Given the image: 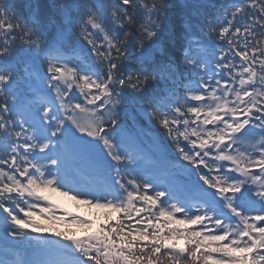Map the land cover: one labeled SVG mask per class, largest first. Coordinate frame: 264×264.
Returning <instances> with one entry per match:
<instances>
[{"label":"snow or ice","instance_id":"snow-or-ice-1","mask_svg":"<svg viewBox=\"0 0 264 264\" xmlns=\"http://www.w3.org/2000/svg\"><path fill=\"white\" fill-rule=\"evenodd\" d=\"M208 7L0 0V264H264V0Z\"/></svg>","mask_w":264,"mask_h":264},{"label":"trees","instance_id":"trees-1","mask_svg":"<svg viewBox=\"0 0 264 264\" xmlns=\"http://www.w3.org/2000/svg\"><path fill=\"white\" fill-rule=\"evenodd\" d=\"M181 2H182V0H172V3H174V4H179ZM187 2L190 4L215 5V8L208 7L206 9H200L199 10L200 12L207 11L211 15L212 13H214L216 11V8H219L220 6H223V5H227V4L231 3L232 0H187ZM193 16L194 17L197 16V11L195 9L193 10ZM177 35H178V39L176 41L166 40L165 46L174 54L180 55V54H182V50H183L182 46L185 43V40H184V37L182 34V30L179 28V20H177ZM51 195L54 198H56L57 200L61 199V197L56 195V193H51ZM74 205L79 207V209L81 211H83L84 213H86L87 215L92 216L96 222V225H98L101 221L105 220V215H106L107 210L96 209L94 207H89L85 204L84 205H78V203L75 201H74ZM117 215H118L117 213H114V212L111 213V218L113 221L117 218ZM96 225L93 226V228L91 229L92 231L96 230ZM56 227L58 228V230H61V231L67 230V229H63L62 227H60L58 225ZM182 227H191V226L186 225V226H182ZM72 231H74L77 235H83L84 234V229H82V228L76 229V230L72 229ZM175 242L181 246H184L186 243V241L184 239H177Z\"/></svg>","mask_w":264,"mask_h":264}]
</instances>
